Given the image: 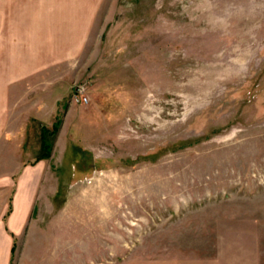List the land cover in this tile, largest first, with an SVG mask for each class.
Returning a JSON list of instances; mask_svg holds the SVG:
<instances>
[{
    "label": "rangeland",
    "instance_id": "1",
    "mask_svg": "<svg viewBox=\"0 0 264 264\" xmlns=\"http://www.w3.org/2000/svg\"><path fill=\"white\" fill-rule=\"evenodd\" d=\"M76 1L42 28L0 11L11 264L262 261L264 0Z\"/></svg>",
    "mask_w": 264,
    "mask_h": 264
},
{
    "label": "crops",
    "instance_id": "2",
    "mask_svg": "<svg viewBox=\"0 0 264 264\" xmlns=\"http://www.w3.org/2000/svg\"><path fill=\"white\" fill-rule=\"evenodd\" d=\"M82 1V0H81ZM75 0H0V11L5 12L1 15L2 17H18L24 18L25 27H34L42 28L52 24L50 18L57 17V19L63 17L66 18L75 16L74 12L77 9L76 5H73ZM80 3V1H76ZM50 3H53L52 7ZM60 3H65L61 5ZM60 7L62 9H60ZM65 8V9H64ZM78 8H81L80 4ZM16 11L17 13H13ZM7 12V13H6ZM31 31L35 32L34 29ZM42 29L37 30V32H42ZM10 48V47H7ZM8 191L9 187L4 186L0 187V194L3 191ZM27 191V189H26ZM3 198V201L0 202V215H2L7 209V192ZM19 198H17V192L13 195L12 198V211L7 219L3 222L2 216H0V264H11V247L13 245V235L17 236L19 233H22L23 230H26V242H30V237L28 231H30V221H29V207L28 202L23 206V202L19 203ZM21 201L24 199L27 200V197H21ZM29 228V229H28ZM28 244V243H25ZM28 247V245H27ZM26 249L27 257L23 259L21 264H33V260L40 255L39 251L32 249ZM42 253V252H41ZM36 254V255H35ZM41 263V264H48ZM252 264H264V259L259 261L258 259L253 260Z\"/></svg>",
    "mask_w": 264,
    "mask_h": 264
},
{
    "label": "trees",
    "instance_id": "3",
    "mask_svg": "<svg viewBox=\"0 0 264 264\" xmlns=\"http://www.w3.org/2000/svg\"><path fill=\"white\" fill-rule=\"evenodd\" d=\"M44 142H45V140H44V138H42V146L46 147V144ZM47 156H48L47 152H45V150H43V152L41 153V155H39V157H37V159H40V158H43V157H47Z\"/></svg>",
    "mask_w": 264,
    "mask_h": 264
},
{
    "label": "built area",
    "instance_id": "4",
    "mask_svg": "<svg viewBox=\"0 0 264 264\" xmlns=\"http://www.w3.org/2000/svg\"><path fill=\"white\" fill-rule=\"evenodd\" d=\"M83 89L81 88V89H79L78 91L79 92H81ZM83 101H85V102H87V97H85V96H83V99H82Z\"/></svg>",
    "mask_w": 264,
    "mask_h": 264
}]
</instances>
